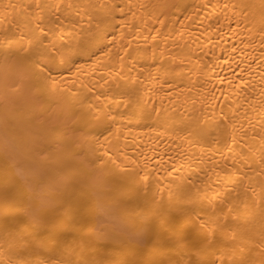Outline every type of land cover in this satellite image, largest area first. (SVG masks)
Masks as SVG:
<instances>
[{
  "label": "bare ground",
  "instance_id": "1",
  "mask_svg": "<svg viewBox=\"0 0 264 264\" xmlns=\"http://www.w3.org/2000/svg\"><path fill=\"white\" fill-rule=\"evenodd\" d=\"M0 264H264V0H0Z\"/></svg>",
  "mask_w": 264,
  "mask_h": 264
}]
</instances>
